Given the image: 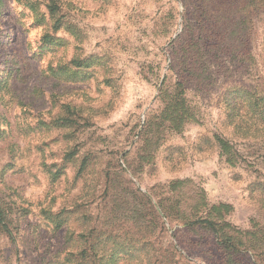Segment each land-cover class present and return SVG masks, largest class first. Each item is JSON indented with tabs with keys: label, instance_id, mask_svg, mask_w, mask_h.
Instances as JSON below:
<instances>
[{
	"label": "rangeland",
	"instance_id": "1",
	"mask_svg": "<svg viewBox=\"0 0 264 264\" xmlns=\"http://www.w3.org/2000/svg\"><path fill=\"white\" fill-rule=\"evenodd\" d=\"M57 3L58 43L43 46L49 27L0 0V203L11 232H0V264H222L214 238L168 213L197 196L202 214L222 205L232 227L264 233V116L235 93L264 92V17L251 64L203 59V87L186 92L195 116L174 130L162 92L174 89L191 0ZM224 9L204 0L208 34L225 26ZM75 57L92 63L81 78ZM256 258L264 264L241 256Z\"/></svg>",
	"mask_w": 264,
	"mask_h": 264
},
{
	"label": "trees",
	"instance_id": "2",
	"mask_svg": "<svg viewBox=\"0 0 264 264\" xmlns=\"http://www.w3.org/2000/svg\"><path fill=\"white\" fill-rule=\"evenodd\" d=\"M29 9L34 15V23L46 25L40 36L43 46L57 44L54 37L55 31L60 28L62 16L59 11L57 0H16ZM192 10L185 13L187 21V37L174 49L176 81L173 92H162L167 98L165 117H169L174 130H179L185 118L195 116L193 108L189 105L186 92L192 86L198 89L203 87L206 70L202 64L203 59L208 55L217 61L221 57L230 56L234 64H251L254 61L252 52V39L254 22L257 18L264 17V0H225V9L222 15L225 26H219V32L207 33L201 19L204 9V0H191ZM189 25V26H188ZM74 29V30H73ZM76 35V29L73 28ZM76 68L77 76L90 68L92 63L89 59L75 57L71 62ZM63 68H58L59 74L64 75ZM239 99L245 101L250 111L257 116H264V92L260 90L244 89L236 90ZM220 148L227 151L229 146L221 138L217 139ZM192 199L190 204L178 201L170 207L168 213L173 209V216L184 220V226L188 231L195 233H206L214 238L217 250L223 255L222 264H246L241 259L242 254L251 252L252 258L264 254V233L255 234L251 231H244L232 227L225 220L229 212L225 206H214L211 211L202 214L201 209L204 199L201 196ZM9 208L0 203V232L11 234L7 213ZM262 259L256 258L252 264H260ZM80 264V260L76 262Z\"/></svg>",
	"mask_w": 264,
	"mask_h": 264
}]
</instances>
